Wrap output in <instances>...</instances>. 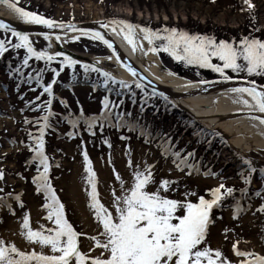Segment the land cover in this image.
<instances>
[{"label": "rangeland", "instance_id": "obj_1", "mask_svg": "<svg viewBox=\"0 0 264 264\" xmlns=\"http://www.w3.org/2000/svg\"><path fill=\"white\" fill-rule=\"evenodd\" d=\"M252 3L255 5L253 11L246 10L247 5L243 0H18V6L24 7L25 10L34 11L56 21L81 22L126 18L152 30L167 27L195 34V29L184 28L192 24L200 29L197 34H204L205 29L211 28L237 41L245 34L240 29V23L244 22H251L253 27L259 26L258 32H253V28H248V31L264 38V0H252ZM29 36L37 50L56 52L48 49V42L43 36ZM5 37L13 43L16 42L11 34L0 32V39ZM61 47L83 56L108 54L100 42L88 38L65 42ZM9 49V52L0 58V171L4 174V179L0 180V188L3 189L0 197L4 198V204L0 206V238L9 243L14 242L23 249L28 245L18 233L25 213H30L34 229L39 224L50 226V222L43 218L47 215V210L43 207L46 203L45 196L33 183L39 174L37 169L40 166L32 160L34 153L30 146H34V140L29 136V133L38 135L39 126L36 121L46 114L42 109L33 111L32 108L42 105L49 97L42 94V89L35 81L27 82V76L35 75L32 67L22 68L23 76L19 73L13 74L14 69L20 67L25 50L17 52L12 50L10 45ZM159 56L166 69L190 80L207 76L204 73L210 71L176 61L164 52L159 53ZM29 63L33 67L45 66L43 61H35L34 58ZM83 64L80 62L77 65L75 73L66 68L58 78L50 71L46 72L43 78L44 84L53 78L58 81L53 89L56 99L53 101L52 110L55 115L50 118L51 127L46 130L45 135V152L51 164L50 182L65 205L67 219L76 231L92 235L96 229L93 214L87 206L89 196L85 189L90 190V186L86 180L84 151H87L97 173L101 202L107 206L111 199L110 188H118L113 168L125 180L129 179V156L126 153L130 148L134 166L141 161H147L148 164L156 165L154 173L157 181L179 180V190L172 193L173 198L184 199L183 194L187 190L210 199L209 190L221 183H224L225 187L233 188L234 196L227 197L222 202V207L213 209L212 217L215 223L210 226L209 243L211 247L221 249L234 264L239 259L232 251L233 244L237 241L241 251H254L264 255V213L257 211L264 206V167H256L253 161L257 158L264 159V152H251L249 157H242L237 152L229 151L225 139L209 132L186 114L175 111L170 104L157 96L147 92L149 98L146 100V91L136 89L134 84L131 90L124 89V95L121 97H117L115 92L110 94L103 87V77L94 72L85 73ZM51 66L60 70L56 62ZM229 75L237 76L230 71ZM241 76L243 77V74ZM256 79L264 83V80ZM116 87L118 89V86ZM105 96H109L111 100L125 101L121 110L132 113L126 118L130 123L137 125L136 131L129 132L127 127L111 128L107 124L101 131L98 123L96 135L92 136L83 121L73 129L68 121L79 115L81 106L86 116L99 115ZM37 97H40L39 100ZM61 100L65 101L68 107L60 103ZM26 120L33 123H26ZM141 127L150 132L151 136H141ZM74 131L75 137L70 136L69 133ZM122 135L130 139L121 140ZM163 138L171 141L172 147L185 156L187 153H194L191 160L199 168V173L189 177L177 171L172 158L165 159L162 150L157 147ZM106 140L111 144V148L105 143ZM145 140L150 143H145ZM228 151L231 154L227 155ZM244 159L251 160L252 166L257 169V172L252 174L251 185L244 183V177L248 175V166L243 163ZM40 171H43L42 167ZM209 172L211 175H206ZM257 192L262 195L257 196ZM18 195L21 197L20 201L15 199ZM190 199L197 202L196 197ZM21 202L24 208H20ZM238 202L244 211L237 219L235 209ZM8 205H11V211ZM81 241V246L86 251L90 242L84 237H81Z\"/></svg>", "mask_w": 264, "mask_h": 264}, {"label": "snow or ice", "instance_id": "obj_2", "mask_svg": "<svg viewBox=\"0 0 264 264\" xmlns=\"http://www.w3.org/2000/svg\"><path fill=\"white\" fill-rule=\"evenodd\" d=\"M0 3L5 4L25 24L42 25L48 29L79 31L74 24L60 23L34 11L25 10L24 7L18 6V0L16 2L0 0ZM243 3L247 5L246 10L255 9L252 0H243ZM101 27L105 29L110 27L111 32L121 35L131 45L133 51L143 49L141 41H147L149 48L144 52L145 55L149 52L167 53L176 61L201 69H210L218 73L225 82L233 80L229 71L235 73L237 77L243 74L242 79L247 86L230 89V92L234 94L233 102L242 105V108L247 110L246 117L252 122L253 127H264V83H258L256 79L264 80V38L250 34L242 36L238 41L235 39L218 40L214 35L189 34L176 28L165 27L161 30H152L122 19L104 22ZM0 29L5 33L10 32L16 40L13 43L7 37L0 39V58L9 52V45L17 52L21 49L25 50L20 67L15 68L13 74L19 73L23 76L21 69L32 67L35 75L27 76V82L35 81L42 89V94H47L49 97L42 105L32 108L33 111L42 109L46 114L36 121L39 126L38 135L29 133V136L34 140V146H30L34 153L32 160L43 169L40 171L38 167L39 174L34 178L33 183L37 185V190L45 196L46 203L43 207L47 210V215L43 218L50 222V226L39 224L34 229L30 213H25L21 219V230L18 235L27 242L28 247L22 249L16 243H9L0 238V264H234L221 249L211 247L208 240L210 226L215 223L212 217L213 209L222 207V202L227 197H233L234 189L225 187L224 183H221L218 187L209 190L210 199L187 190L183 194L184 199L173 198L172 193L179 190V180L157 181L154 173L156 165L148 164L147 161H141L134 166L130 148L126 153L129 156L127 162L130 170L129 179L125 180L113 168L118 188H110L111 199L107 206L101 202L97 173L93 169L87 151H84L86 180L90 186V190L85 189L89 196L87 206L93 214L96 229L95 234L92 235L76 231L67 219L65 205L60 201L50 182L51 164L45 152V135L46 130L51 127L50 118L55 115L52 110L53 101L56 99L53 89L58 81L53 78L49 83L44 84L43 78L44 74L49 71L58 78L61 71L66 68L72 69L75 73L80 61L60 51L51 53L47 49L37 50L28 33L17 31L2 19H0ZM258 31L260 27L254 26L253 32ZM39 35H43V39L48 42V49H51L53 36L48 33ZM82 35L102 42L113 50L117 60H121L114 43L106 38L104 33L82 32ZM79 38V36L76 37L77 40ZM61 39L60 35L55 36L56 41H61ZM158 41L160 43H157ZM33 58L35 61H43L45 66L43 68L33 67L29 63ZM108 59L111 60L112 57ZM53 62L60 66V70L51 66ZM123 66L133 77L138 75L131 65ZM82 67L85 73L94 72L102 76L103 87L110 94L115 92L117 97L124 95V89L131 90L133 84L136 89L144 92L145 85L139 80H134L132 83L122 79L118 80L110 72L102 71L101 68L88 63H84ZM75 79L73 75V80ZM132 95L135 97L134 92ZM144 96L146 100L149 98L147 92H144ZM39 98L37 97V100ZM135 102L133 99V103ZM60 103L68 107L65 101L61 100ZM124 103L123 99L111 100L109 96H105L102 101V112L99 115L86 116L81 106L79 115L74 119H69L68 122L73 129H76L83 121L87 125L86 130L92 136L96 135L95 129L98 123L101 131L107 124L111 128L127 127L129 132H134L137 130V125L130 123L126 118L132 113L121 110ZM141 110L143 111V105H141ZM41 120L43 123H40ZM25 122L33 123L28 120ZM69 135L75 137L76 133L74 131ZM140 135L151 136V133L141 128ZM120 139L129 140L130 137L122 135ZM105 143L111 148L107 140ZM145 143H150V141L145 140ZM157 147L162 150V156L165 159L172 158L177 171L189 177L194 173H199V168L191 160L194 153L183 155L182 152L172 147L171 141L167 138H163ZM243 163L248 166V175L244 177V183L251 185L252 174L256 173L257 169L252 166L251 160L244 159ZM206 175H211V173H206ZM241 175L243 176L244 173ZM3 179L4 174L0 171V180ZM2 191L3 189L0 188V192ZM256 195L261 196L262 194L257 192ZM190 197H196L197 202H193ZM15 199L20 201L21 197L18 195ZM3 204L4 198L0 197V206ZM19 206L24 208L22 202ZM8 207L11 211V205ZM242 211L244 209L238 202L235 218L238 219ZM257 211L264 213V206ZM81 237L90 242L86 251L81 246ZM232 251L235 257L239 258L236 264H264V255L254 251H241L238 241L233 244Z\"/></svg>", "mask_w": 264, "mask_h": 264}, {"label": "bare ground", "instance_id": "obj_3", "mask_svg": "<svg viewBox=\"0 0 264 264\" xmlns=\"http://www.w3.org/2000/svg\"><path fill=\"white\" fill-rule=\"evenodd\" d=\"M0 16L10 19L15 23L25 24L19 20L16 15L7 8L5 4L0 5ZM120 18H110L107 21ZM130 23L132 21L123 18ZM135 24V23H133ZM137 24V23H136ZM79 31H67L52 34V51L55 52L65 42L76 40V37L88 38L82 35V32H95L89 28L78 29ZM121 48L127 55L150 77L157 80L171 90L184 92L183 86L190 83L192 80L174 74L163 66L159 54L149 52L147 55L144 52L149 48L147 41H141L143 49L133 51L131 45L123 39L121 35L111 32ZM60 35L61 41H56L55 36ZM138 35H142L138 33ZM112 57L111 60L108 57ZM89 62L101 63L104 71L110 72L115 78L125 81H132L131 77L117 65L112 55H86L83 56ZM111 64L112 66H108ZM231 88H216L207 90L200 94L191 96L180 101L175 100V103H183L190 112L196 116L198 123L208 129L220 128L228 143V150L234 151L242 157H249L251 152H264V127H253L246 114L247 110L242 108V105L234 103V94L230 92ZM246 98V97H245ZM191 117V116H190ZM193 118V116L191 117ZM227 153L231 154V152ZM254 165L258 168L264 167V159H254ZM251 226V225H250Z\"/></svg>", "mask_w": 264, "mask_h": 264}, {"label": "water", "instance_id": "obj_4", "mask_svg": "<svg viewBox=\"0 0 264 264\" xmlns=\"http://www.w3.org/2000/svg\"><path fill=\"white\" fill-rule=\"evenodd\" d=\"M0 19L4 20L6 23H9L12 28H15L19 32L28 33L29 35H39L41 33H48L50 35L56 34L59 32H67V31H73L71 29H48L42 25H29V24H20L15 23L11 21L8 18L0 16ZM56 21V20H55ZM64 24H74L76 26V29H82V28H89L93 31H99L106 35V38H109L113 43L114 47L116 48L117 52L119 53L121 60H117L116 54L113 52L112 49H109L106 45V48L111 53V55L116 60L117 64L133 79V80H139L141 84L145 85L147 89H149L154 94L162 97L165 99L168 103H170L172 106H174L178 111L186 113L188 116H193V119L195 121H198L197 117L190 112V110L183 104V103H175V100H182L189 98L191 96L200 94L202 92H205L207 90H212L216 88H233V87H241V86H247L242 78L239 77H233V80L231 81H223V78L220 75H214L204 78H199L192 80L187 85H184L182 88L184 92L171 90L170 88L166 87L165 85L159 83L157 80L153 79L149 75H147L128 55L125 53V51L121 48V46L117 43V41L114 39V37L110 34L108 29L102 28L101 24L104 22H107V19H100V20H91V21H81V22H75V21H57ZM1 32H4L2 29H0ZM10 33V32H8ZM58 51L63 52L66 55L71 56L73 59L80 60V61H87L83 55H79L68 48L65 47H59ZM90 62V61H89ZM90 64L101 67L100 64L94 63L93 61L90 62ZM128 64L131 65L138 73L136 77H133L130 72L127 70L126 67L123 65ZM203 81H207V83H203ZM245 114V113H242ZM213 132L218 133L222 138L225 139V135L223 131L220 128L213 129Z\"/></svg>", "mask_w": 264, "mask_h": 264}, {"label": "trees", "instance_id": "obj_5", "mask_svg": "<svg viewBox=\"0 0 264 264\" xmlns=\"http://www.w3.org/2000/svg\"><path fill=\"white\" fill-rule=\"evenodd\" d=\"M184 28H191V29H195L197 32L195 33V34H197L199 31H200V29H197V28H195L192 24H190V25H188V27H184ZM248 28H253V25H252V23L251 22H248L245 26H244V32H245V34H243V36H248L250 33H249V31H248ZM182 31H186V32H189V31H187V30H182ZM205 31H206V33H202L201 35H214L218 40H229V41H231V39H229L226 35H224V34H221L219 31H213L211 28H208V29H205ZM234 32V31H233ZM239 37V36H238ZM241 37V36H240ZM239 37V38H240ZM204 72V71H203ZM213 73H215V72H212L211 70L210 71H206L205 73H204V75H211V74H213Z\"/></svg>", "mask_w": 264, "mask_h": 264}]
</instances>
